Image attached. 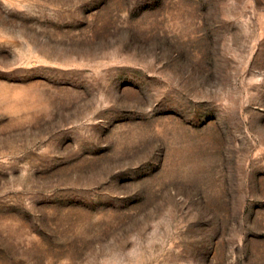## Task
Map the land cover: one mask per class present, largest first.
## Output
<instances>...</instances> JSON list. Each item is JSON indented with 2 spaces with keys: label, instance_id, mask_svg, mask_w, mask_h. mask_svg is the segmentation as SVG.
<instances>
[{
  "label": "rangeland",
  "instance_id": "374dc122",
  "mask_svg": "<svg viewBox=\"0 0 264 264\" xmlns=\"http://www.w3.org/2000/svg\"><path fill=\"white\" fill-rule=\"evenodd\" d=\"M0 264H264V0H0Z\"/></svg>",
  "mask_w": 264,
  "mask_h": 264
}]
</instances>
